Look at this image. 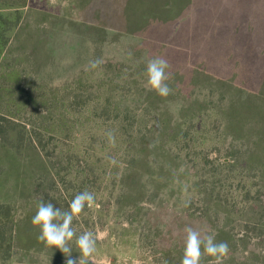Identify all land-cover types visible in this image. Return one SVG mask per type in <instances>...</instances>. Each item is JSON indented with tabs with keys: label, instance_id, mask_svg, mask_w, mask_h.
Masks as SVG:
<instances>
[{
	"label": "rangeland",
	"instance_id": "1",
	"mask_svg": "<svg viewBox=\"0 0 264 264\" xmlns=\"http://www.w3.org/2000/svg\"><path fill=\"white\" fill-rule=\"evenodd\" d=\"M10 5L0 264H66L31 220L39 201L65 210L85 190L95 203L73 227L95 235L89 264H180L186 226L228 243L223 264H264V0ZM156 56L167 97L145 88Z\"/></svg>",
	"mask_w": 264,
	"mask_h": 264
},
{
	"label": "clouds",
	"instance_id": "2",
	"mask_svg": "<svg viewBox=\"0 0 264 264\" xmlns=\"http://www.w3.org/2000/svg\"><path fill=\"white\" fill-rule=\"evenodd\" d=\"M101 58L90 60L85 70L96 69L101 63ZM170 65L163 57H153L147 61L145 71V88L155 91L162 97H167L172 89L166 83L167 70ZM111 143L115 142L114 135L109 132ZM95 203V195L90 191H83L74 196L67 209L55 207L52 202L43 200L37 203V211L32 217L31 224L39 229L37 239L46 248L59 249L66 258V264H89L90 257L96 251V238L93 232L87 231L77 235L73 227V220L84 211L85 207H91ZM185 245L180 264H200L202 255L212 257L208 264H223V258L229 252L226 241L216 242L214 234L202 235L200 231L191 226L185 228ZM75 238V246L80 253L76 260L71 257L72 247L70 242ZM203 249V251H202Z\"/></svg>",
	"mask_w": 264,
	"mask_h": 264
},
{
	"label": "trees",
	"instance_id": "3",
	"mask_svg": "<svg viewBox=\"0 0 264 264\" xmlns=\"http://www.w3.org/2000/svg\"><path fill=\"white\" fill-rule=\"evenodd\" d=\"M13 13L0 11V51L6 47L16 28V23L10 16Z\"/></svg>",
	"mask_w": 264,
	"mask_h": 264
},
{
	"label": "crops",
	"instance_id": "4",
	"mask_svg": "<svg viewBox=\"0 0 264 264\" xmlns=\"http://www.w3.org/2000/svg\"><path fill=\"white\" fill-rule=\"evenodd\" d=\"M14 8H16V6L10 5L9 8H3L2 7L1 11L13 13L14 11L12 9H14Z\"/></svg>",
	"mask_w": 264,
	"mask_h": 264
}]
</instances>
